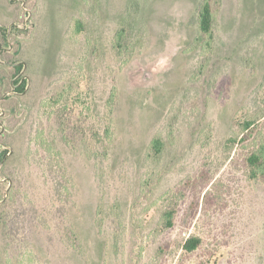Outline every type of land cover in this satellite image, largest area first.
Instances as JSON below:
<instances>
[{"label": "rangeland", "instance_id": "374dc122", "mask_svg": "<svg viewBox=\"0 0 264 264\" xmlns=\"http://www.w3.org/2000/svg\"><path fill=\"white\" fill-rule=\"evenodd\" d=\"M137 1L143 17L134 0H0V26H18L0 36V264H264V176L248 161L264 125L245 141L240 127L264 112V0H222L209 52L199 0ZM126 19L146 30L123 56Z\"/></svg>", "mask_w": 264, "mask_h": 264}, {"label": "trees", "instance_id": "16d2710c", "mask_svg": "<svg viewBox=\"0 0 264 264\" xmlns=\"http://www.w3.org/2000/svg\"><path fill=\"white\" fill-rule=\"evenodd\" d=\"M221 1L222 0H199L197 9L195 13L193 14L192 23L198 29V38L196 41L197 43L200 44V47L204 48L205 51L207 52L213 50V46L215 42V34L219 26L218 19L220 15ZM134 7H135L134 10H137V13L136 11L129 10V7H128L127 10L129 11L128 13L130 15L136 16L140 14L142 15V17L145 16L144 9L142 10V6H139V3L137 0H136V4L134 0ZM130 15L129 17H132ZM128 19H126L123 26H121L114 33L113 47L116 50V53L118 55L123 54V56H125L129 53H133L136 47H138V49L139 48L142 49L143 47L141 37L144 34L143 31L146 30V28L144 27V24L140 23L137 26H133V24L136 25V22H132V20H130L131 22L130 23ZM16 27L18 26H15L14 24L11 27V29L16 28ZM11 29H9L6 26H0V36H2L3 39L8 40L10 33H11ZM81 30L82 29H80V31ZM131 34H133V36L135 35L138 36L137 39H132V37L130 36ZM157 45L155 47L153 46V49L161 48L160 51H163V49L168 46V44L166 45V43L163 44V46H157ZM96 50L97 49L93 50L92 55H96ZM1 58L2 57L0 54V59ZM8 65H11V64H8ZM12 66H14L15 77L20 75V73L23 71V68H24V66L21 64L12 65ZM4 79L5 78H2V80ZM13 85L16 86V88L14 89L15 93L22 95L28 87V81L24 83L21 80L16 81V82H13ZM115 98H116L115 91L111 90L110 96L107 101V106H106V118H105L106 128L104 129V136H105L107 143H109L112 139V123H113V114L115 111L114 105L116 101ZM57 119H58V124L61 129L60 132L64 133L65 132L64 130L66 127H68V125L65 122V111L63 109H60L58 111ZM258 125L259 127H262L264 125V112L257 113L255 116L250 117V118H245L243 121H241L240 127H241V131L243 135L242 140L245 141L246 139L248 140L253 137L255 139V137L258 135L257 134ZM72 127L70 128L73 129L74 131V128ZM91 140L94 142L102 143L101 142L102 138L100 137L97 138L93 133L91 134ZM237 144H238V140L237 138H234L232 140V147H235ZM164 149H165V143L163 142L161 138H155L151 142L150 150L153 153L154 157H159L164 152ZM8 154H9V151L6 149L0 151V164L5 162V159L8 156ZM248 161H249V167H250V172H249L250 180L251 181L258 180L259 177L260 179H262L264 176V144L262 145V147H260L258 152H256L255 154H252L249 157ZM164 219L166 221V226L168 228L173 226V220H174L173 213H166L164 215ZM200 243H201V240L199 238H190L187 241L184 248L189 252H193L199 247Z\"/></svg>", "mask_w": 264, "mask_h": 264}]
</instances>
